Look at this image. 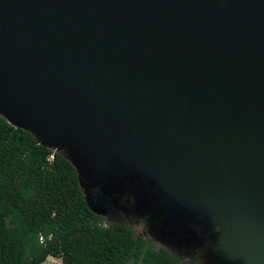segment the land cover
<instances>
[{"label": "water", "instance_id": "water-1", "mask_svg": "<svg viewBox=\"0 0 264 264\" xmlns=\"http://www.w3.org/2000/svg\"><path fill=\"white\" fill-rule=\"evenodd\" d=\"M0 115L264 264V0H0Z\"/></svg>", "mask_w": 264, "mask_h": 264}, {"label": "trees", "instance_id": "trees-1", "mask_svg": "<svg viewBox=\"0 0 264 264\" xmlns=\"http://www.w3.org/2000/svg\"><path fill=\"white\" fill-rule=\"evenodd\" d=\"M197 264L87 204L76 168L0 115V264Z\"/></svg>", "mask_w": 264, "mask_h": 264}, {"label": "rangeland", "instance_id": "rangeland-1", "mask_svg": "<svg viewBox=\"0 0 264 264\" xmlns=\"http://www.w3.org/2000/svg\"><path fill=\"white\" fill-rule=\"evenodd\" d=\"M61 153L72 162L69 150L64 149ZM89 160L88 168L94 170V162ZM100 173H102L101 170H98V172L88 173V175L102 178ZM79 176L88 206L94 213L103 217L107 224L127 222L137 235L145 237L157 250H167L180 261H194L197 264H222V259L212 250L215 242L212 238L213 231L207 229L203 224L194 225L192 228H183L179 223L168 220L170 218L168 215H175V207L171 208L164 204L154 206L145 203L138 191L133 192L127 190L126 187L116 188L115 191L112 188L110 190L103 189L97 185L96 181H93V178L85 180L87 174L85 173L84 176L82 169H80ZM102 179L104 181L105 178ZM194 212L197 219L205 216V210L196 209ZM43 264H62V262L60 259L50 257Z\"/></svg>", "mask_w": 264, "mask_h": 264}]
</instances>
